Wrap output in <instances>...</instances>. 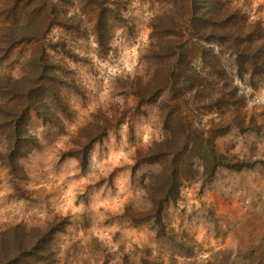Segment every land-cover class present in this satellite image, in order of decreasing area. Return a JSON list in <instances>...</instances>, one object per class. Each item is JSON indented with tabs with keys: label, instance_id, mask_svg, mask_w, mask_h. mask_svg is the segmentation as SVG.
Instances as JSON below:
<instances>
[{
	"label": "rangeland",
	"instance_id": "1",
	"mask_svg": "<svg viewBox=\"0 0 264 264\" xmlns=\"http://www.w3.org/2000/svg\"><path fill=\"white\" fill-rule=\"evenodd\" d=\"M0 264H264V0H0Z\"/></svg>",
	"mask_w": 264,
	"mask_h": 264
},
{
	"label": "trees",
	"instance_id": "2",
	"mask_svg": "<svg viewBox=\"0 0 264 264\" xmlns=\"http://www.w3.org/2000/svg\"><path fill=\"white\" fill-rule=\"evenodd\" d=\"M101 22H102V16L100 17V21L98 23V34H99V39L100 41H102V33H100L101 31ZM194 29H195V25H194ZM176 54L177 51L175 50ZM181 53H179L180 55ZM257 56L258 54L253 52V54H251V60H252V63H253V66L255 68H258L259 66V61H257ZM20 140V138H19ZM21 141L23 142V144L26 142L24 141L23 139H21ZM17 145H15V149H14V152H13V155H11L9 157V164L11 166V168H16V164H17V146L19 144V141L16 142ZM12 153V151H11ZM207 154L209 157H211L213 160H214V165L215 166V169L218 167V166H221V165H226V166H231V167H236L237 169H243V167L245 166H248V163L246 161H236V162H230V161H226V158L223 154L217 152L214 148V146L211 145L210 142L207 143ZM81 162L82 164H86L87 163V160L85 158H82L81 159ZM179 173H180V168H179V165L177 162H173L172 163V166H171V170L169 171V182H170V188L168 189L169 191L168 192H172L173 188L177 186L176 184V181L179 179ZM170 196L169 195H166L165 198H169ZM161 202H163V199H159L157 201H155V203L157 204L155 206V212H154V217L159 218L161 219V214H162V208L163 206H161ZM57 229L56 226H53L51 227L49 230H48V234H51V233H54V231Z\"/></svg>",
	"mask_w": 264,
	"mask_h": 264
}]
</instances>
